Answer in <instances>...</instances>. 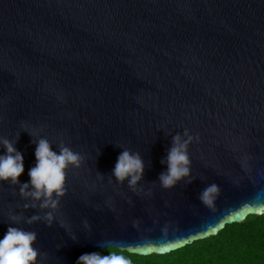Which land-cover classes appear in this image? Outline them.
<instances>
[{
  "label": "water",
  "instance_id": "water-1",
  "mask_svg": "<svg viewBox=\"0 0 264 264\" xmlns=\"http://www.w3.org/2000/svg\"><path fill=\"white\" fill-rule=\"evenodd\" d=\"M185 128L191 179L163 188L161 161ZM0 137L23 155L21 182L39 137L83 157L51 226L25 223L43 210L0 182V237L19 215L37 264H75L108 243L165 254L261 214L264 0H0ZM125 148L144 164L134 189L111 174Z\"/></svg>",
  "mask_w": 264,
  "mask_h": 264
},
{
  "label": "clouds",
  "instance_id": "clouds-1",
  "mask_svg": "<svg viewBox=\"0 0 264 264\" xmlns=\"http://www.w3.org/2000/svg\"><path fill=\"white\" fill-rule=\"evenodd\" d=\"M21 126L29 135H34V130L27 122L22 121ZM194 139L187 128L183 135L177 133L172 137V146L168 149L166 158L161 163L166 164V170L159 174L160 186L172 188L182 180L191 179V160L188 154V145ZM198 140L199 136L196 135ZM35 163L28 169V181L21 182L18 177L24 172L23 155L14 146V141L0 137V182L20 184L19 192L23 197L31 200L25 203L24 208H39L40 213L33 214L24 222L33 223L43 219L51 226L57 219L55 213L59 206L60 197L66 192L65 182L67 170L79 167L83 157L63 141L54 149L46 137H39L35 141ZM144 164L137 152L127 148L118 155L111 169V174L116 181L123 183L125 180L130 188H135L143 177ZM219 189L215 183L206 185L199 193L198 199L210 204ZM9 224L5 233L0 237V264H37V257L44 255L34 246L37 233L18 224L19 215L8 216ZM85 223H87L85 221ZM61 226L64 224L60 221ZM73 239L75 236L73 235ZM105 251L85 252L77 257L75 264H132L129 256L118 247L110 243L104 244Z\"/></svg>",
  "mask_w": 264,
  "mask_h": 264
},
{
  "label": "trees",
  "instance_id": "trees-1",
  "mask_svg": "<svg viewBox=\"0 0 264 264\" xmlns=\"http://www.w3.org/2000/svg\"><path fill=\"white\" fill-rule=\"evenodd\" d=\"M122 251L132 264H264V212L249 214L169 253L140 255Z\"/></svg>",
  "mask_w": 264,
  "mask_h": 264
}]
</instances>
